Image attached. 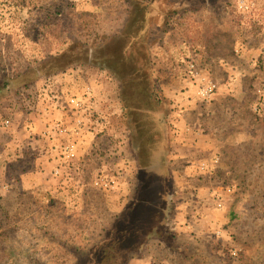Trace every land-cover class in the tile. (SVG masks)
<instances>
[{
  "label": "rangeland",
  "instance_id": "1",
  "mask_svg": "<svg viewBox=\"0 0 264 264\" xmlns=\"http://www.w3.org/2000/svg\"><path fill=\"white\" fill-rule=\"evenodd\" d=\"M120 45L145 74L135 81L150 82L145 93L102 63ZM67 63L28 87L9 85L37 65ZM76 80L97 92L77 158L46 142L0 158V191H30L0 196V264H264V0H0V144L29 116L43 131L39 89L61 94ZM146 141L155 150L145 148L142 166ZM38 155L80 215L51 186L21 188ZM100 177L115 183L96 185ZM143 179L159 183L151 202L172 213L138 239L122 227L113 244L122 212L149 200ZM133 240L139 248H120Z\"/></svg>",
  "mask_w": 264,
  "mask_h": 264
},
{
  "label": "trees",
  "instance_id": "2",
  "mask_svg": "<svg viewBox=\"0 0 264 264\" xmlns=\"http://www.w3.org/2000/svg\"><path fill=\"white\" fill-rule=\"evenodd\" d=\"M139 30H141V28H139ZM107 47H108V51L107 53H105L104 57L102 56V58H104L102 59V63L107 64L105 66L113 69V71L123 80L125 87L128 84L131 85L132 92L141 91L145 93L147 91L146 90L147 86L150 82L149 81H146V82H143V81L136 82L135 81L136 78H138L139 74L143 76L144 73H142L141 69L139 68L141 67L140 65H132V66L126 65L128 61L131 62V58L129 57L130 51H128L129 49L128 46L120 45L118 48H116L117 50H114L113 47H110V46H107ZM84 62H88V61H84ZM70 66H71L70 63H67V65L66 64L65 65H37V67H33L29 69L28 73L24 75L26 78H24V76H21V77L18 76L17 78H12L9 82V85H11L12 87H21V86L28 87L30 86V83L36 82L42 76H45L47 74L50 75L58 71V69L59 70L67 69ZM30 74H32L31 76L32 78H29L28 76H26ZM152 98H153L152 94H149V93L146 94V101L143 103L144 108L142 107V109L146 111L144 115H152V113L155 111ZM0 100H2L1 97H0ZM140 107L141 106L137 105L132 108L139 109ZM139 115H142V114H139ZM156 124H157V121H156ZM159 139L160 140H158V143L163 145L165 143L164 137L162 136ZM147 143L148 141L145 142V145L143 144L139 145L141 147V150L139 151L138 159L140 163L142 164V166L143 165L145 166V162L143 161L142 154L145 158L147 157L146 155H144L146 154L145 148L147 149V151L151 150L150 153L152 154L154 153V150H155L154 149L155 147L151 145L146 146ZM158 184L159 183L156 184V182H149L145 184V180L144 179L141 180L139 184V187L141 188H138V189H140L149 200H145L146 204L142 205L141 207H140V204L136 203V204L130 205L127 209H125L122 212V214L119 217L120 219H122L121 225L119 224L113 229V237H114L113 244H114V241L118 240V236H119L120 231L122 230V227L126 229V232L128 233L130 232V234L133 233L132 236L138 239L141 236V234L145 235L148 233L147 228L149 225L153 224V222L160 221L159 222L160 224H162L163 221L167 222L166 220H168V216L172 213V210H171L172 207L167 206L165 207V209H160L156 204L154 205L151 202V201L155 202L154 199L157 194ZM113 244L110 243L107 245V247L106 246L103 247L100 252H104V253L108 252L107 251L108 247L113 249ZM119 244H121L120 245L121 249H130L133 247L134 248L140 247V243L137 242L136 240H133L132 242H129L127 244L124 242H120ZM102 259L104 258L98 257V261H97L98 264H100Z\"/></svg>",
  "mask_w": 264,
  "mask_h": 264
},
{
  "label": "built area",
  "instance_id": "3",
  "mask_svg": "<svg viewBox=\"0 0 264 264\" xmlns=\"http://www.w3.org/2000/svg\"><path fill=\"white\" fill-rule=\"evenodd\" d=\"M191 68H195L194 65ZM75 90L62 91L61 94L48 87H41L35 101V108L40 107L44 117V130L42 138L46 140L47 148L51 151L61 150L68 159L77 158V152L81 144V135L86 126L85 117L87 104L95 99L97 92L94 84H86L78 87L79 80L73 81ZM78 83V84H77ZM215 85H208L205 93H211ZM9 123V120L5 122ZM39 140V139H38ZM203 167L205 165H202ZM115 180H107L100 177L95 181L96 185L108 187Z\"/></svg>",
  "mask_w": 264,
  "mask_h": 264
},
{
  "label": "crops",
  "instance_id": "4",
  "mask_svg": "<svg viewBox=\"0 0 264 264\" xmlns=\"http://www.w3.org/2000/svg\"><path fill=\"white\" fill-rule=\"evenodd\" d=\"M28 118L30 119V124H27L26 120L24 121L23 119L22 126L21 128L20 127L17 128L16 130L17 132L15 130L13 132L9 130V133L8 132L6 134L4 133L5 136H2L3 143L0 144V158H3L4 160L14 161V160H17V158L15 157L16 158L15 159L14 157H10V155L14 156L11 152L12 150L17 149L19 151H27V150H37V149L41 150L43 148V144H45L46 140L42 138V131L40 130L41 126H40V129L39 127H37L38 124L35 123V120L33 119L32 116H29ZM42 157L43 155L42 156L38 155L34 157V159L32 160V168L30 170L31 172L29 176H27L28 174L24 172L19 177L20 180L17 179V181L19 180L21 188L25 185L26 180H30L27 182L29 183L32 182V184L35 183V185H39V186L43 184L48 185V186H51L50 190H52V193L55 197L60 198L61 200L65 202L66 201L71 202V197L66 193V191H63V190L61 191V189L58 187V181L56 180V178H53L54 176L51 173V169L53 165L44 161ZM21 158H22V155H21ZM26 176L28 178H26ZM20 190L21 191L19 192L14 191L16 197H18L21 194V192L23 193V195L24 193L30 192L29 189L27 190L20 189ZM14 192L12 191L11 188L5 189L3 191H0V194H1L0 196L1 198H9L11 197L12 194H14ZM32 192H35V191H32ZM66 205L69 207L68 209H66V213L67 212L72 213L73 215L81 214L79 213L80 212L79 207L73 210L71 208L73 206L69 205L68 203Z\"/></svg>",
  "mask_w": 264,
  "mask_h": 264
}]
</instances>
